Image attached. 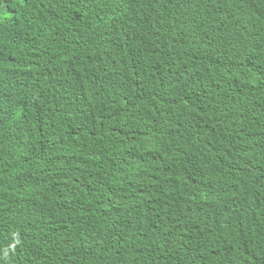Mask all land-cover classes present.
<instances>
[{"label": "trees", "instance_id": "16d2710c", "mask_svg": "<svg viewBox=\"0 0 264 264\" xmlns=\"http://www.w3.org/2000/svg\"><path fill=\"white\" fill-rule=\"evenodd\" d=\"M0 264H264V0H0Z\"/></svg>", "mask_w": 264, "mask_h": 264}, {"label": "clouds", "instance_id": "9594fccd", "mask_svg": "<svg viewBox=\"0 0 264 264\" xmlns=\"http://www.w3.org/2000/svg\"><path fill=\"white\" fill-rule=\"evenodd\" d=\"M17 235V237H18V234H16ZM16 243L17 244H19L20 243V241H19V239L18 238H16Z\"/></svg>", "mask_w": 264, "mask_h": 264}]
</instances>
